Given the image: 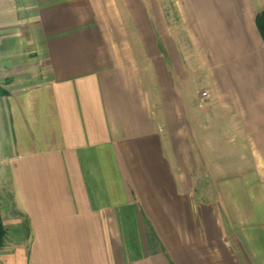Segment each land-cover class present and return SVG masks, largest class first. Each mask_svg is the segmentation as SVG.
I'll return each instance as SVG.
<instances>
[{"label":"crops","instance_id":"crops-1","mask_svg":"<svg viewBox=\"0 0 264 264\" xmlns=\"http://www.w3.org/2000/svg\"><path fill=\"white\" fill-rule=\"evenodd\" d=\"M174 4L0 0V264H264V0Z\"/></svg>","mask_w":264,"mask_h":264},{"label":"rangeland","instance_id":"rangeland-1","mask_svg":"<svg viewBox=\"0 0 264 264\" xmlns=\"http://www.w3.org/2000/svg\"><path fill=\"white\" fill-rule=\"evenodd\" d=\"M165 2V7L166 10L172 15L174 16L175 12H176V5L174 4V0H164ZM204 95V94H203ZM205 96V95H204ZM187 149V148H186ZM196 151V148H195ZM189 154V153H188ZM203 170V169H202ZM198 183V187L199 186H205L206 184V180H204L203 178L198 179L197 181Z\"/></svg>","mask_w":264,"mask_h":264},{"label":"trees","instance_id":"trees-1","mask_svg":"<svg viewBox=\"0 0 264 264\" xmlns=\"http://www.w3.org/2000/svg\"><path fill=\"white\" fill-rule=\"evenodd\" d=\"M261 19H264V11L261 14H258L257 22H259V20L261 21ZM5 92L6 91H4V93ZM5 236H6V230H5V227L3 225L2 217H1V213H0V249L5 244Z\"/></svg>","mask_w":264,"mask_h":264},{"label":"built area","instance_id":"built-area-1","mask_svg":"<svg viewBox=\"0 0 264 264\" xmlns=\"http://www.w3.org/2000/svg\"><path fill=\"white\" fill-rule=\"evenodd\" d=\"M203 94H204L205 96H207V95H208V94H207V92H204Z\"/></svg>","mask_w":264,"mask_h":264}]
</instances>
